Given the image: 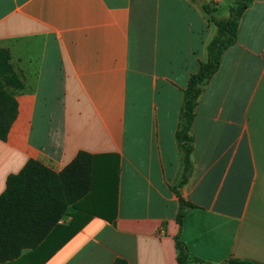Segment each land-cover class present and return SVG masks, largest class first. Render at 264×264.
Wrapping results in <instances>:
<instances>
[{
    "label": "crops",
    "instance_id": "obj_1",
    "mask_svg": "<svg viewBox=\"0 0 264 264\" xmlns=\"http://www.w3.org/2000/svg\"><path fill=\"white\" fill-rule=\"evenodd\" d=\"M239 1L0 0V49L24 86L0 140V196L31 160L59 173L96 157L57 248L0 264H181V250L184 264H264V0L203 88L179 187L184 91L218 33L204 7Z\"/></svg>",
    "mask_w": 264,
    "mask_h": 264
},
{
    "label": "trees",
    "instance_id": "obj_2",
    "mask_svg": "<svg viewBox=\"0 0 264 264\" xmlns=\"http://www.w3.org/2000/svg\"><path fill=\"white\" fill-rule=\"evenodd\" d=\"M252 0H242L230 10L228 19H218L214 12L204 7L209 22L217 28V35L207 45V60L200 64L184 91L180 130L177 140L183 150L184 174L179 187L184 185L191 173L194 139L190 135L195 110L202 96L203 88L218 72L224 52L238 39V26L244 10ZM24 88L19 75L11 63L9 50L0 49V140L5 141L11 126L17 118V94ZM96 157L81 152L63 171L57 173L37 161H29L22 171L7 180L4 193L0 196V263L21 258L26 251L46 255L57 248L52 244L61 236V219L69 208L82 212L80 202L93 192ZM177 191V189H176ZM177 194L179 192L177 191ZM190 204L180 198L179 222ZM77 213V214H78ZM73 225V224H71ZM179 260L184 264V254ZM115 264H126L118 260ZM258 264V263H250Z\"/></svg>",
    "mask_w": 264,
    "mask_h": 264
},
{
    "label": "rangeland",
    "instance_id": "obj_3",
    "mask_svg": "<svg viewBox=\"0 0 264 264\" xmlns=\"http://www.w3.org/2000/svg\"><path fill=\"white\" fill-rule=\"evenodd\" d=\"M242 0H240L239 2H237V3H240ZM236 5H229V4H227L226 2H224V3H222V4H220L219 6H218V9L216 10V6H211L209 9H210V11H213L214 12V14H213V16L214 17H216V18H218V19H220V18H224V17H227L229 14H230V10L233 8V7H235ZM207 15V14H206ZM207 18L209 19V16L207 15ZM210 24H211V26H212V28L213 29H215L216 27H215V25L213 24V23H211L210 22ZM212 39H213V37H212ZM211 39V40H212ZM207 60V53H206V56H205V61Z\"/></svg>",
    "mask_w": 264,
    "mask_h": 264
},
{
    "label": "water",
    "instance_id": "obj_4",
    "mask_svg": "<svg viewBox=\"0 0 264 264\" xmlns=\"http://www.w3.org/2000/svg\"><path fill=\"white\" fill-rule=\"evenodd\" d=\"M197 2H198V4H199V6H202V5L204 4L203 1H197ZM232 264H241V263H232Z\"/></svg>",
    "mask_w": 264,
    "mask_h": 264
}]
</instances>
